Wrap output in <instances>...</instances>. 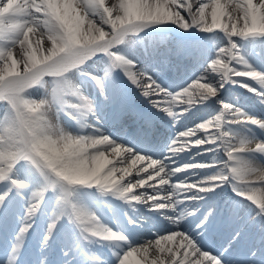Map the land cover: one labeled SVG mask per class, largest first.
I'll return each instance as SVG.
<instances>
[{"label":"snow or ice","instance_id":"6c2138e0","mask_svg":"<svg viewBox=\"0 0 264 264\" xmlns=\"http://www.w3.org/2000/svg\"><path fill=\"white\" fill-rule=\"evenodd\" d=\"M227 86L264 106V0H0V264H264Z\"/></svg>","mask_w":264,"mask_h":264},{"label":"bare ground","instance_id":"6f19581e","mask_svg":"<svg viewBox=\"0 0 264 264\" xmlns=\"http://www.w3.org/2000/svg\"><path fill=\"white\" fill-rule=\"evenodd\" d=\"M107 2H108L109 4H111V3L115 2V0H107ZM191 2L193 3V5H194V7H195V6H198L200 0H191ZM17 51L19 52V50H17ZM236 66L239 67V65H236ZM213 108L215 109L216 106L213 105ZM60 122H61L62 124H64L65 126H67L66 123H65L64 121H60ZM135 178H136L135 175H133L132 177H129V178H127V179H135ZM173 180L175 181V177H173ZM137 191H144V189H137ZM149 191H151V190L149 189ZM141 207H143V206H141ZM137 258H140V257H137ZM0 260H2V259L0 258Z\"/></svg>","mask_w":264,"mask_h":264},{"label":"rangeland","instance_id":"374dc122","mask_svg":"<svg viewBox=\"0 0 264 264\" xmlns=\"http://www.w3.org/2000/svg\"><path fill=\"white\" fill-rule=\"evenodd\" d=\"M3 115V107L2 105H0V117H2ZM49 118L53 120V122H56V116H55V112H50L49 113Z\"/></svg>","mask_w":264,"mask_h":264}]
</instances>
